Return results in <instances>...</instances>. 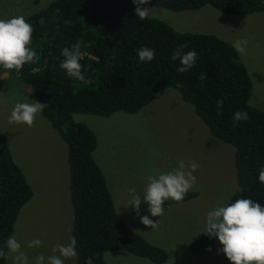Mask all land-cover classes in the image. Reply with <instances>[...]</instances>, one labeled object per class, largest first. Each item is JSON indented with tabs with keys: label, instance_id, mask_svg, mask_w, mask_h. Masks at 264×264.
Segmentation results:
<instances>
[{
	"label": "trees",
	"instance_id": "1",
	"mask_svg": "<svg viewBox=\"0 0 264 264\" xmlns=\"http://www.w3.org/2000/svg\"><path fill=\"white\" fill-rule=\"evenodd\" d=\"M153 6L171 12L198 10L203 6L230 15L264 12V0H149ZM132 0H49L39 11L25 17L32 25L31 49L39 54L35 63L8 70L30 87L36 102L47 104L40 114L66 145L68 198L72 208L70 236L77 240L76 264L92 257L104 264L106 251H124L152 263H163L164 251L128 228L115 212L104 175L92 158L94 133L72 114L102 117L115 112L135 113L162 89L176 90L192 106L194 115L209 135L232 147L235 184L240 199H251L264 207V185L258 170L264 165V111L249 105L251 81L232 44L210 33L179 32L166 23L148 17L140 20ZM81 45L85 81L67 75L60 67L65 47ZM195 50V66L177 72L173 50ZM155 50V58L140 62L137 50ZM3 68V67H0ZM201 73L207 79H198ZM223 107H217V100ZM248 113L249 119L233 126V114ZM189 191L184 202L195 197ZM32 190L12 159L8 142L0 132V249L13 232L14 222ZM178 203L169 199L164 205ZM204 231L194 235L189 250L206 253L217 237ZM0 264H8L0 258Z\"/></svg>",
	"mask_w": 264,
	"mask_h": 264
},
{
	"label": "rangeland",
	"instance_id": "2",
	"mask_svg": "<svg viewBox=\"0 0 264 264\" xmlns=\"http://www.w3.org/2000/svg\"><path fill=\"white\" fill-rule=\"evenodd\" d=\"M49 0H0V19L24 18L44 8ZM149 17L179 32L210 33L229 42L247 39L246 53L239 55L251 81L248 104L264 111V12L230 15L203 6L198 10L171 12L153 6ZM30 87L0 68V132L8 142L15 164L32 190L20 208L10 236L21 243L30 264L43 253L47 258L55 244L69 243L72 208L68 198L66 145L48 121L38 113L33 126L9 123L17 102L34 103ZM72 120L85 124L95 135L92 158L104 175L114 209L121 221L166 258L160 264H232L218 242L202 255L190 252L191 238L204 231L207 213L235 203L232 147L211 137L194 115L192 106L172 88L160 90L135 113L115 112L107 117L74 113ZM195 162L197 177L190 200L163 205L162 216H151L143 200L139 215L131 205L129 188L143 198L149 177L171 171L179 162ZM148 215L156 227L146 226L140 217ZM40 239L38 247L29 241ZM58 254V253H57ZM104 264H155L124 251H106ZM12 264L10 257L6 258ZM65 264H76L75 258Z\"/></svg>",
	"mask_w": 264,
	"mask_h": 264
},
{
	"label": "clouds",
	"instance_id": "3",
	"mask_svg": "<svg viewBox=\"0 0 264 264\" xmlns=\"http://www.w3.org/2000/svg\"><path fill=\"white\" fill-rule=\"evenodd\" d=\"M132 2L136 5V16L142 21L147 19L149 8H142L141 5L147 4L149 0H132ZM32 32V25L22 15L0 19V67L20 70L26 63H35L39 60V54L29 47L32 43ZM247 45V39H236L232 42V47L240 55L246 53ZM80 48L79 43L73 48H63L61 55L64 60L60 63V67L66 70L69 77L85 81L82 65L79 62L82 59ZM184 48H187V44L178 46L171 56L173 61H180L181 66L177 67L179 73L187 72L194 67L198 57L195 50L183 52ZM137 55L140 62H150L155 58V50L144 46L137 50ZM207 78L205 73L199 75L198 79L202 87L203 81ZM223 103L222 99L217 100V107L222 108ZM45 107L48 105L36 101L31 104L17 102L9 117V123H23L31 127L36 115ZM248 119L247 112L237 110L233 114V126ZM198 167L199 165L195 162L186 165L184 161H180L178 167L171 171L150 176L143 198L136 194L135 188H129L131 199L125 207L133 206L139 215L143 200L147 203L151 216H162L165 201L172 199L180 202L193 189L197 181L193 172ZM258 173V180L261 185H264V165L260 166ZM140 219L144 225L156 227V222L154 223L148 215H143ZM203 233L209 237L218 238L223 245L221 249H218V253L223 252L232 264H264V207L259 203L251 199H238L235 203L216 207L207 213ZM41 243L40 239H33L29 241L28 247H38ZM76 244L77 240L74 236L69 238V243L66 245L55 244L51 249V255L46 258L43 253L39 254L34 264H65V260L77 257ZM4 248L7 251L0 249V258L10 257L12 264H30L29 257L22 250V245L15 236L6 239ZM208 250L211 251V248L209 247ZM85 264H94L93 258H87Z\"/></svg>",
	"mask_w": 264,
	"mask_h": 264
}]
</instances>
